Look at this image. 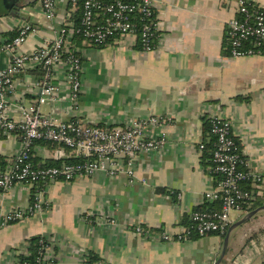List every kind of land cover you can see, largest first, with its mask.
<instances>
[{
  "label": "crops",
  "instance_id": "1",
  "mask_svg": "<svg viewBox=\"0 0 264 264\" xmlns=\"http://www.w3.org/2000/svg\"><path fill=\"white\" fill-rule=\"evenodd\" d=\"M153 1L161 25L154 50L142 51L131 35L101 47L80 42L78 102L70 107L62 94L56 105L44 104L40 110L60 120L100 125L169 117L163 128L165 146L138 153L129 167L132 174L123 168L113 178L99 171L49 184L45 211L0 226V264H17L16 255L26 251V239L35 235H47L52 241L47 264H81L89 252L107 264H214L219 257L226 233L155 241L136 234L134 226L177 233L191 211L216 206L204 199L215 181L207 171L210 162L202 161L203 150L198 147L205 142L203 123L210 115L230 121L247 166L264 172V55L229 56L226 23L236 15V0ZM252 1L264 10V0ZM13 3L0 0V44L29 23L35 30L21 46L23 52L52 40L62 19L76 9L72 0H56V17L47 20L39 0H19L24 18L10 14ZM8 61L0 53V68ZM15 77L22 84L10 100L27 105L35 97L32 86L37 76L26 69ZM19 148L18 133L0 136V155L6 162ZM65 149L37 144L33 154L40 161L72 156ZM31 189L15 184L0 190V217L26 206ZM262 211L230 231L219 264H264ZM235 213L231 224L244 215ZM238 227H242L239 238Z\"/></svg>",
  "mask_w": 264,
  "mask_h": 264
},
{
  "label": "built area",
  "instance_id": "2",
  "mask_svg": "<svg viewBox=\"0 0 264 264\" xmlns=\"http://www.w3.org/2000/svg\"><path fill=\"white\" fill-rule=\"evenodd\" d=\"M72 1L76 4V0ZM39 4L45 19L56 17V0H39ZM236 5V15L226 23L229 56L264 55V10L252 0H236ZM154 7L153 0H82L79 20L75 22L68 14L60 22L53 39L37 49L21 51V46L35 30L29 23L17 27V34L11 41L0 44V53L9 57L8 63L0 68V136L16 132L20 137L18 152L5 167H0V190L7 191L15 184L32 188L28 204L4 213L0 217V226L45 211L48 208L45 189L51 183L69 182L99 171L113 178L123 168L132 174L129 167L138 153L159 151L165 146L163 128L169 124V117L155 115L122 125H100L84 124L77 119L60 120L40 110L44 104L56 105L62 94L67 97L70 107L78 102L83 64L69 49L74 35L94 46L131 35L142 51H152L161 39V25ZM26 69L41 72L32 86L35 97L27 105L12 103L11 96L22 84L15 74ZM207 119L210 133L215 137L207 171L215 185L204 193V199L217 202L219 207L191 211L188 223L177 233L136 225V234L155 241H181L213 233L224 235L231 225V212L243 215L257 199L264 200V172L247 166L230 121L219 114ZM35 140L68 148L76 160L37 167L30 157ZM198 147L203 150L204 143L200 142ZM50 247L47 245L40 253L36 264L50 262ZM86 256L83 254L81 264L85 263ZM94 264L107 262L100 259Z\"/></svg>",
  "mask_w": 264,
  "mask_h": 264
},
{
  "label": "trees",
  "instance_id": "3",
  "mask_svg": "<svg viewBox=\"0 0 264 264\" xmlns=\"http://www.w3.org/2000/svg\"><path fill=\"white\" fill-rule=\"evenodd\" d=\"M81 2L82 0H76V9L73 13V20L76 22L79 20V16H80V9H81ZM17 34V30L15 32V34H13L12 36H10L8 38V41H11ZM80 42H82V39L77 36L74 35V37L72 38V40L69 43V49L71 51H74L80 58L81 55L79 54V51L77 49V47L80 45ZM103 46V45H101ZM98 46V47H101ZM81 62H82V58H81ZM36 76L38 77L41 72L37 69L34 70ZM203 131H204V149L202 152V161H206V162H210L211 165V153L214 149V139L215 137L210 133V127H209V121L206 118L204 120L203 123ZM40 144L46 147H50L52 146L53 148L55 147V143H51L48 141H42V140H35L33 143V148L35 145ZM67 152L71 151L70 149L66 148L65 149ZM31 161L37 166V167H46V166H57L62 164L63 162H74L76 160V158L70 156L64 159H56V158H48L45 160L40 161L37 157L34 156L33 154V149L31 150ZM6 160L3 156L0 155V167L3 168L6 166ZM210 167V166H209ZM32 190V189H31ZM216 206H212L213 209H217L219 207V204L217 202H215ZM264 205V200L263 199H257L252 206L250 207V211L260 207ZM204 206L198 207V210H211V208H203ZM188 223V221L186 222V224ZM11 224V223H10ZM196 237V236H193ZM26 243V248H25V252L24 253H18L16 255L17 257V261L18 263H26V264H36V259L37 257L40 255V253L45 251V247L47 245H51L52 242L50 240V237H48L47 235H35V236H31L28 239H26L25 241ZM97 260H100V257L95 254L94 252H89L86 256V261L84 264H94Z\"/></svg>",
  "mask_w": 264,
  "mask_h": 264
},
{
  "label": "water",
  "instance_id": "4",
  "mask_svg": "<svg viewBox=\"0 0 264 264\" xmlns=\"http://www.w3.org/2000/svg\"><path fill=\"white\" fill-rule=\"evenodd\" d=\"M19 0H13V11H10V14H17L21 17H24V12H23V6L18 3ZM26 18V17H24ZM260 210H264V205L260 206V207H257L247 213H245L239 220L235 221L234 223H232L230 225V227L228 228L226 234H225V237H224V240H223V245H222V249H221V252H220V255L219 257L217 258L216 262L214 264H219L224 256H225V252H226V247H227V242H228V237H229V233L230 231L237 227L238 225L242 224L243 222L249 220L254 214H256L258 211Z\"/></svg>",
  "mask_w": 264,
  "mask_h": 264
},
{
  "label": "rangeland",
  "instance_id": "5",
  "mask_svg": "<svg viewBox=\"0 0 264 264\" xmlns=\"http://www.w3.org/2000/svg\"><path fill=\"white\" fill-rule=\"evenodd\" d=\"M236 213L235 212H231V216H234ZM261 214H263L264 217V210L261 212ZM236 235L239 238L241 236V232H242V227H238L236 228Z\"/></svg>",
  "mask_w": 264,
  "mask_h": 264
}]
</instances>
